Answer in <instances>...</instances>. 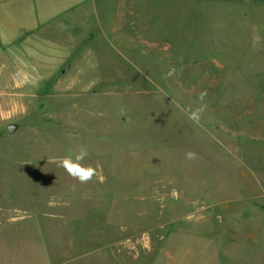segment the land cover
<instances>
[{
  "label": "rangeland",
  "instance_id": "374dc122",
  "mask_svg": "<svg viewBox=\"0 0 264 264\" xmlns=\"http://www.w3.org/2000/svg\"><path fill=\"white\" fill-rule=\"evenodd\" d=\"M80 36L67 93L0 110V264H264V0H106Z\"/></svg>",
  "mask_w": 264,
  "mask_h": 264
},
{
  "label": "crops",
  "instance_id": "0c3cea01",
  "mask_svg": "<svg viewBox=\"0 0 264 264\" xmlns=\"http://www.w3.org/2000/svg\"><path fill=\"white\" fill-rule=\"evenodd\" d=\"M103 3L106 0H0V110L17 111L25 97L47 87L48 94L67 93L66 80L77 68L75 63L65 65L79 60L75 53L80 32L91 30ZM8 96L10 101L3 102Z\"/></svg>",
  "mask_w": 264,
  "mask_h": 264
},
{
  "label": "clouds",
  "instance_id": "9594fccd",
  "mask_svg": "<svg viewBox=\"0 0 264 264\" xmlns=\"http://www.w3.org/2000/svg\"><path fill=\"white\" fill-rule=\"evenodd\" d=\"M177 69L175 67L169 68L167 72V77H173L176 75ZM207 96V91H202L199 93L198 99L204 101ZM207 105L201 104L200 107L192 109L187 107L185 112L187 113L188 119L199 124L202 114L205 111ZM186 159L195 160L197 159V154L192 151H188L186 154ZM88 156V151L85 148H81L77 154L74 156L68 155L59 159L58 164L62 167L65 172L74 180L78 181L80 184H87L96 178L99 166L85 165L83 161Z\"/></svg>",
  "mask_w": 264,
  "mask_h": 264
},
{
  "label": "water",
  "instance_id": "95a60500",
  "mask_svg": "<svg viewBox=\"0 0 264 264\" xmlns=\"http://www.w3.org/2000/svg\"><path fill=\"white\" fill-rule=\"evenodd\" d=\"M15 130H16V126H14V125H10V126L8 127V132H9V133H13Z\"/></svg>",
  "mask_w": 264,
  "mask_h": 264
}]
</instances>
